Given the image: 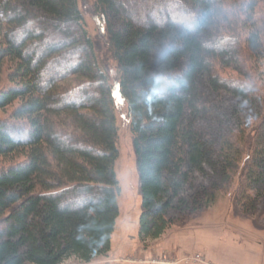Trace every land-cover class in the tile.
<instances>
[{
  "label": "trees",
  "instance_id": "1",
  "mask_svg": "<svg viewBox=\"0 0 264 264\" xmlns=\"http://www.w3.org/2000/svg\"><path fill=\"white\" fill-rule=\"evenodd\" d=\"M93 12L127 101L139 241L213 203L238 166L240 207L264 204V0H94ZM2 78L0 157L20 159L0 168V264L105 256L117 126L78 0H0Z\"/></svg>",
  "mask_w": 264,
  "mask_h": 264
},
{
  "label": "rangeland",
  "instance_id": "2",
  "mask_svg": "<svg viewBox=\"0 0 264 264\" xmlns=\"http://www.w3.org/2000/svg\"><path fill=\"white\" fill-rule=\"evenodd\" d=\"M78 4L92 38L97 61L112 85L118 148L114 161L118 180L117 213L110 235V248L105 256L88 262L70 256L61 264H264V204L260 203L248 211L238 204L235 189L241 166H238L230 185L218 192L213 203L177 217L160 237L139 241L137 231L142 193L127 101L118 89L117 62L108 49L106 26L95 18L94 0H78ZM129 5L136 6L132 2ZM5 82L2 78L0 86ZM12 106L0 110V118L8 117ZM16 130L21 132L23 129ZM18 159V156L0 157V168ZM23 264L34 263L26 261Z\"/></svg>",
  "mask_w": 264,
  "mask_h": 264
}]
</instances>
